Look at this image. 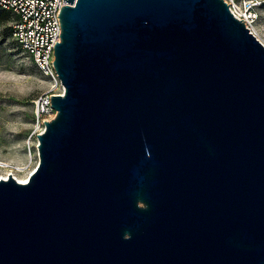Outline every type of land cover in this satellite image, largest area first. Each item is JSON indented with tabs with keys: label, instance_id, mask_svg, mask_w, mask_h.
Masks as SVG:
<instances>
[{
	"label": "water",
	"instance_id": "water-1",
	"mask_svg": "<svg viewBox=\"0 0 264 264\" xmlns=\"http://www.w3.org/2000/svg\"><path fill=\"white\" fill-rule=\"evenodd\" d=\"M64 1L0 264H264V43L224 0Z\"/></svg>",
	"mask_w": 264,
	"mask_h": 264
},
{
	"label": "rangeland",
	"instance_id": "rangeland-1",
	"mask_svg": "<svg viewBox=\"0 0 264 264\" xmlns=\"http://www.w3.org/2000/svg\"><path fill=\"white\" fill-rule=\"evenodd\" d=\"M257 1V36L264 43V0ZM12 21L11 14L0 19V160L29 172L39 161L35 101L60 89L12 38Z\"/></svg>",
	"mask_w": 264,
	"mask_h": 264
},
{
	"label": "built area",
	"instance_id": "built-area-1",
	"mask_svg": "<svg viewBox=\"0 0 264 264\" xmlns=\"http://www.w3.org/2000/svg\"><path fill=\"white\" fill-rule=\"evenodd\" d=\"M224 1L234 16L240 21H245L247 28L257 36L256 19L260 3L257 0ZM67 4L64 0H0V9L10 12L13 18L12 38L33 58L41 73L60 89L58 94H64L65 88L55 69L54 47L61 41L59 10ZM35 104L38 134L45 130L46 121L53 119L57 111L51 104L50 94L40 97ZM16 166L11 168L16 171Z\"/></svg>",
	"mask_w": 264,
	"mask_h": 264
},
{
	"label": "bare ground",
	"instance_id": "bare-ground-1",
	"mask_svg": "<svg viewBox=\"0 0 264 264\" xmlns=\"http://www.w3.org/2000/svg\"><path fill=\"white\" fill-rule=\"evenodd\" d=\"M38 145V142H37ZM38 163V161H37ZM36 166V164H35ZM34 166V167H35ZM12 165L4 160H0V180L2 179H7L9 178V175L14 176L16 179H18L20 182L22 183H26L29 180V177L32 173V171L35 168H32L31 171L27 172L26 167L22 166V165H17L16 168L17 170L14 171L13 168H11Z\"/></svg>",
	"mask_w": 264,
	"mask_h": 264
},
{
	"label": "trees",
	"instance_id": "trees-1",
	"mask_svg": "<svg viewBox=\"0 0 264 264\" xmlns=\"http://www.w3.org/2000/svg\"><path fill=\"white\" fill-rule=\"evenodd\" d=\"M2 10V9H1ZM4 12H2L1 14H2V17H0V19H6L7 18V16L9 15V14H11L10 12H8V11H5V10H3Z\"/></svg>",
	"mask_w": 264,
	"mask_h": 264
}]
</instances>
